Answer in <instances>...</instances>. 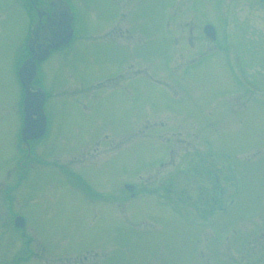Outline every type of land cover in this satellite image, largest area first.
Segmentation results:
<instances>
[{
  "label": "rangeland",
  "instance_id": "1",
  "mask_svg": "<svg viewBox=\"0 0 264 264\" xmlns=\"http://www.w3.org/2000/svg\"><path fill=\"white\" fill-rule=\"evenodd\" d=\"M69 2L75 38L38 66L48 126L22 176L23 13L0 34V264H264V0Z\"/></svg>",
  "mask_w": 264,
  "mask_h": 264
},
{
  "label": "flooded vegetation",
  "instance_id": "2",
  "mask_svg": "<svg viewBox=\"0 0 264 264\" xmlns=\"http://www.w3.org/2000/svg\"><path fill=\"white\" fill-rule=\"evenodd\" d=\"M119 2V0H117ZM192 0H188V2H186V4H190ZM237 1V3H239L241 0H235ZM250 0H247V2H249ZM257 1V0H256ZM261 3L263 2V0H258ZM255 3V2H254ZM0 7L3 8V13H0V34L4 33V25H5V21L7 20L8 17V11L11 10V8L13 9H17L18 11H20L21 13H23L24 18L23 20L26 21V24L24 25L26 28V33L24 34V57L27 58L30 55V51L28 49V45H27V41H28V37L31 33H34L36 35V38H40V37H53L54 35H57L58 29H59V22L60 21H64L69 20V23L71 24V27L73 29V37L71 39V41H69V43H67V45H64L58 49H54V50H50L48 56L60 49H64L66 48L75 38V13L70 5L69 0H0ZM121 17H125V16H121ZM181 20L185 21V20H191L194 19L192 16L186 17V16H181L180 17ZM190 18V19H189ZM230 19V17H229ZM2 20V21H1ZM231 22L232 19H231ZM1 23L3 24V26L1 25ZM205 23H212L209 20H204L202 22V24ZM129 24V23H127ZM130 25V24H129ZM116 27V26H115ZM215 27V26H214ZM123 28V29H121ZM216 29V27H215ZM114 31V32H112ZM112 33L111 36H113L111 39H116V36L119 37L118 35H128V37L126 39H134V33H132V31L129 28H125L123 26L118 25L116 28H114V30H111V32L109 33V35ZM226 33V32H225ZM218 32L216 29V33H215V39L212 40L211 42H207L205 41L206 44H214L215 47H218ZM104 37V35H103ZM124 41V40H123ZM40 62L42 61H37L36 64L39 66ZM111 77H107L106 79L102 80L100 83H98L99 89H106V90H111L116 88L117 86H119V84H117V82L114 79H110ZM117 78H122V74L117 75ZM118 80V79H117ZM109 82V83H108ZM95 87H97V84L94 85ZM80 88V87H79ZM75 89H72V92ZM100 139L99 141H95L96 144L93 145L94 150H97L98 147L102 146ZM100 150V149H99ZM103 151V148H102ZM28 161V160H27ZM54 167H59L61 166V169L63 171H65V173L69 176H72V174H74V172L71 170L72 167H68V165L66 163L61 164L60 162H58L57 160H55L53 162ZM85 185V184H84ZM7 193H9V190H6ZM10 194V193H9ZM9 202V201H8ZM8 213L9 211V207H8ZM11 214V213H9ZM3 228V229H2ZM6 229V226L4 224V220L3 217H1L0 214V235L2 236L3 234H5L4 232H2V230L4 231ZM6 231L8 232V234L10 233L11 229H6ZM0 236V237H1ZM2 239V238H1Z\"/></svg>",
  "mask_w": 264,
  "mask_h": 264
},
{
  "label": "water",
  "instance_id": "3",
  "mask_svg": "<svg viewBox=\"0 0 264 264\" xmlns=\"http://www.w3.org/2000/svg\"><path fill=\"white\" fill-rule=\"evenodd\" d=\"M57 35L53 37L36 38L34 33H31L28 40L30 56L26 58L18 68L19 81L24 88L23 97V125L20 131L21 146L28 149V139L37 138L41 135L44 129V115L42 104L44 93L38 87L31 86V81L35 75V60L43 59L49 49L57 48L69 41L71 38V30L69 20L59 22ZM204 31L212 36L213 28L211 25H205ZM131 190L130 186H127ZM16 227H23L24 221L21 217L14 218Z\"/></svg>",
  "mask_w": 264,
  "mask_h": 264
}]
</instances>
